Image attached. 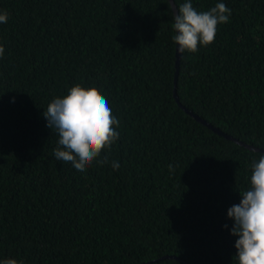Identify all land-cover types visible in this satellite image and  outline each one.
<instances>
[{"label": "trees", "instance_id": "1", "mask_svg": "<svg viewBox=\"0 0 264 264\" xmlns=\"http://www.w3.org/2000/svg\"><path fill=\"white\" fill-rule=\"evenodd\" d=\"M220 2L228 23L181 53L175 78L168 0H0V261L237 264L227 211L264 153L174 98L264 151V0H191ZM77 84L120 121L85 172L55 159L43 116Z\"/></svg>", "mask_w": 264, "mask_h": 264}, {"label": "clouds", "instance_id": "2", "mask_svg": "<svg viewBox=\"0 0 264 264\" xmlns=\"http://www.w3.org/2000/svg\"><path fill=\"white\" fill-rule=\"evenodd\" d=\"M174 4V0H170ZM231 10L217 3L207 11L198 12L186 0L173 15L172 41L180 53H195L198 47H207L216 37L217 26L229 21ZM8 22V13H0V24ZM4 48L0 46V57ZM47 127L58 134L54 150L57 161L71 162L78 172H85L102 151L108 150L119 139L116 128L120 121L113 117L106 98L96 88L72 86L67 95L54 98L43 111ZM107 156L97 160L98 165L109 163ZM113 170L119 164L111 161ZM170 171L174 170L169 165ZM250 186L240 195V203L227 211L233 222L231 236L235 241L237 264H264V155L251 165ZM224 227H227L225 225ZM0 264H18L15 259H4Z\"/></svg>", "mask_w": 264, "mask_h": 264}, {"label": "water", "instance_id": "3", "mask_svg": "<svg viewBox=\"0 0 264 264\" xmlns=\"http://www.w3.org/2000/svg\"><path fill=\"white\" fill-rule=\"evenodd\" d=\"M168 1H169V3H170L171 9H172V11H173V14L175 15V14H176V10H177V9H176V6H175L173 3H171L170 0H168ZM180 55H181V53L178 51V45H176V62H175V66H176V76H175V78H177V73H178V67H179ZM174 98H175V100L177 101L178 105H179V106H180V107H181V108H182V109H183L188 115L192 116L196 121H198V122H200V123L206 125L209 129H211V130H212L213 132H215L216 134H218V135H220V136H223L225 139L230 140V141L236 143L237 145H240V146H242V147H245V148H247V149H249V150H254V151H258V152H262V153H264V151H261V150H259V149H257V148H254V147H252V146L246 145V144L240 142L239 140H237V139H235V138H232V137H230V136H228V135L222 133V132L219 131L217 128H214L212 125L206 123L204 120H201L200 117L194 115L192 112L188 111V110L185 109L183 106H181V104L179 103L178 98H177V96H176V93L174 94ZM166 259H173V260L181 261L179 258L174 257V256H164V257L161 258V260H166ZM155 262H157V261H149V262H146V263H143V264H153V263H155ZM184 264H187V263L184 262Z\"/></svg>", "mask_w": 264, "mask_h": 264}]
</instances>
